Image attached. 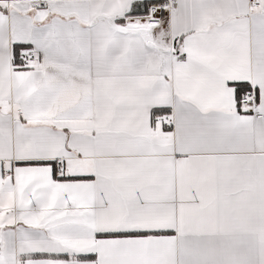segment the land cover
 Returning a JSON list of instances; mask_svg holds the SVG:
<instances>
[{"label": "snow or ice", "instance_id": "1", "mask_svg": "<svg viewBox=\"0 0 264 264\" xmlns=\"http://www.w3.org/2000/svg\"><path fill=\"white\" fill-rule=\"evenodd\" d=\"M0 264H264V0H0Z\"/></svg>", "mask_w": 264, "mask_h": 264}]
</instances>
